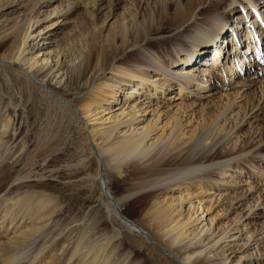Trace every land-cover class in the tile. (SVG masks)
Listing matches in <instances>:
<instances>
[{
    "label": "rangeland",
    "instance_id": "rangeland-1",
    "mask_svg": "<svg viewBox=\"0 0 264 264\" xmlns=\"http://www.w3.org/2000/svg\"><path fill=\"white\" fill-rule=\"evenodd\" d=\"M8 2L0 0V5L5 4L0 9V26L7 24L6 27H9L15 23L27 25L32 16L40 17L42 20L32 29L35 32L41 29V36L49 39L39 41L46 44L37 54L39 57L43 52L50 54L51 65L67 62L74 53H80L83 49L89 52L91 32L95 33L99 42L107 34L122 27L128 30L135 24L134 18L123 11L124 0H118L117 6L116 0ZM208 2L204 5H208ZM69 4L67 15L57 18L54 13L43 19L49 11L69 7ZM259 5L262 7L264 2ZM124 12L127 18H124ZM243 12L239 5L226 16L236 20ZM259 12L264 15L263 8ZM262 19L251 9L248 11L246 23L240 22L243 27L240 31L243 42L240 43L238 40L231 41L232 25H228V33H224L222 39L225 50L220 58V61L227 62L228 67L222 80L216 74L218 69L215 68L212 73L214 62L210 59L214 57L215 41L205 47L208 50L205 59L183 64L179 59L186 56L176 55L175 48L177 42L183 43L188 39L186 33H178L182 28H189L191 20L177 29L171 26L172 22L166 19L165 14L157 13L154 24H161L162 27L145 38V41L157 45V49L149 53L150 57L155 62H160L157 61L158 57L173 59L168 73L189 71L191 76H195V81L185 90L184 96H177H181V99L174 97L179 92L176 83L171 80L167 82L173 84L165 96L166 101L168 97L171 100L163 104L160 111L156 109L154 96L149 94L155 92L149 91L150 82L164 81L165 76L160 70L143 67L142 74L148 78L144 85L147 87L137 89L135 93V84L139 79L132 80L112 70L120 59L134 61L138 55L137 50L127 49V43L123 45L119 39L108 48V51L112 48L123 50L111 61L110 67L94 73L93 64L81 79L83 82H79L81 85L71 84L60 90L63 98L48 90L51 96L32 80H22L16 68L8 69V66L0 64V136H4L2 139L0 137V264L6 251L17 249L22 258L17 264H124L123 256L126 255H129L127 261L131 259L138 264H169L170 259L165 252L173 255L176 262V256L184 252L183 245L190 244L191 237L195 238L191 242L196 243V248H205L203 255L192 260L193 264H216L224 259L227 264H264V152L262 156L253 155L254 151L264 147V106L255 112L260 105H264V28L259 31L258 37L244 35L248 22L253 25L252 21L257 20L261 26L264 25ZM10 42L5 41L0 46V55L10 46ZM167 44L169 46L164 47ZM236 47L239 48L235 54ZM235 55L246 60L238 81H248L249 87L235 88L232 84L233 87L220 91L210 89V82L214 87L221 82L226 83V80L231 83L235 81L239 73H234L232 68V57ZM136 69L132 71L137 72ZM86 81L87 84H84ZM202 84L203 87L199 89L198 86ZM237 91L239 99L232 101ZM240 94L243 95L241 98ZM232 102L236 103L234 108L240 111V120L244 116L245 119L230 139H223L236 122L233 119L225 124V119L211 122L212 116H216L224 104ZM86 103L92 109L91 124L80 110ZM180 106L184 112L178 114L182 127L179 132L182 133L181 142H185L180 147L188 141L197 140L202 130L211 125L210 130L214 133H205L204 144L208 148L222 139L217 143L222 153L213 154L208 160L230 154L228 151L235 145L240 150L207 168L212 169L206 171L205 177L193 176L162 188L154 195L144 194L146 202L130 200L123 211L144 233L137 234L134 229L113 218L104 203L100 177L107 180L110 192L116 196L128 187L129 180L119 181L114 175L115 171L107 166L103 150L117 139L141 132V128L148 124H154V133H158L162 124ZM255 114L259 118H255ZM96 117L100 119H94ZM4 118L6 123L7 119H11L5 134L2 133L5 129ZM101 120H105V123ZM217 128L218 132L215 131ZM167 137L164 140L168 141L172 136ZM152 141L150 139L148 143ZM239 151H242L240 157ZM252 161L257 163L255 169L250 166ZM228 168L231 175L220 181V172ZM38 201H44L40 207L36 204ZM157 202H161L160 207H155ZM254 202V209L249 211ZM165 215H169L168 218ZM176 223L177 227L172 229ZM181 231H185L183 236L179 234ZM140 235H145L151 244L159 246L145 242ZM176 236L180 238L170 243L171 238ZM108 237L111 238L110 242ZM100 246H103L102 253L96 254L95 258V249ZM160 246L164 247L165 254Z\"/></svg>",
    "mask_w": 264,
    "mask_h": 264
},
{
    "label": "bare ground",
    "instance_id": "bare-ground-1",
    "mask_svg": "<svg viewBox=\"0 0 264 264\" xmlns=\"http://www.w3.org/2000/svg\"><path fill=\"white\" fill-rule=\"evenodd\" d=\"M207 1L208 0H176L172 2L171 0H168L167 2H159L157 0H124L123 11H127L129 15H131V17L134 18L133 19L135 23V24L133 23L134 27H128V30L122 27L120 30L113 31V33H111L110 35L107 34V36H105L99 42H98L99 39H97L95 33L91 32L90 40L88 43L89 52H85L83 49L80 53H74V55H72L71 58L67 60V62H61L60 64L56 62L54 65L50 64L51 62L50 54L43 52L42 57H39L37 54L40 53V51L44 48V44H46L44 41L42 43H40L39 41L42 39L43 40L49 39V37L41 36L43 33V32L41 33V29L38 30L37 32H35V30L32 29L35 24L37 25L39 21L42 20L40 19V17H37V15L36 17L32 16L28 20L27 25L25 24L26 26L20 25L19 23H15V25L13 26L11 25L9 27H6L7 24H2V27L0 26V30L2 29L5 30L3 32L0 31V46L3 45L5 41L11 40L12 42H10V46H8L7 44L8 48L0 55V64L8 66V69L16 68L17 70H19L18 72L20 73L21 77H23L22 80L25 79L32 80L47 93H49L50 91L51 93H54L55 95H59L61 96V98H63L61 92L63 91L62 88H67L68 85L71 84L81 85L79 82H81V79L86 76V73L90 70V67L93 66V64H95L92 67L94 73L95 72L99 73L100 71L107 69V67H110L112 63L111 61H113L123 50L116 48L113 50L112 48V50L108 51V48L114 45V43L117 42V39H119L121 40L123 45L124 44L126 45L127 43V49L130 48L131 51L137 50L138 55L137 57H135L134 61L130 59L127 60L124 58L120 59L118 65H113L112 70L113 72L119 73L122 76H127L132 80L139 79V81L136 82L135 84L137 85V88L134 91L135 93L137 92V89L147 87L144 86L145 84H147L148 78L145 76V74H142L144 70L143 67L160 70L162 71V75L165 76L164 81L158 83H156V81L150 82L149 91L154 90L155 92L149 94L150 96L151 95L154 96L153 97V100H155L154 104L157 106L156 109L158 108V111H160V109L163 107V104H165L166 102L168 103L169 100H171V97H168V101H166L167 97L165 96L167 92L170 90V88L173 87V84L167 82H170L171 80L174 83H176L179 92L174 97L177 99L178 98L181 99V96L180 97L177 96L178 95L184 96L185 90H187L190 87V84L193 83V81H195L194 79L195 76H191L190 74L192 73L189 71H185L183 73L174 72L175 74L168 73V69H170V65L173 63V59L168 60L165 57H163V59H161V57H158L157 61L160 60V62H155L152 59V57H150L149 53L151 52L152 49L154 50L157 49V45H153L152 42L145 41V38L147 36L150 37L155 31L160 30V28L162 27L161 24H154L155 16L157 13H161V15L165 14L166 19H169L168 21L172 22L171 26L176 27L177 29L182 25L184 26L185 23L191 20L189 24V28L187 29L182 28L181 31H179L178 33L179 35L186 33V38L188 39H186V41L183 43L177 42L175 48L176 55L181 54L182 56L184 54L186 56V58L179 59L183 61V64L194 62L199 58L205 59L208 53V50L205 47L207 46V44L215 41V47L213 49L214 57H212L210 60L214 62L212 63V73L214 72L213 70L215 68L218 69V71H216V74H218L220 78L223 77L228 67L226 65L227 62H223V60L220 61L221 54L223 50H225L223 49V45H222L223 34L225 33L227 35L228 33L227 30H229L228 25H232L231 32L233 33V36L231 37V41L236 42V40H238V42L240 43L241 41L243 42V39L241 38L242 32H240L241 28L243 27H241L240 22H242V24L244 22L246 23L245 20L248 17V11L250 9L252 10V12H256L257 17L258 16L259 18L263 17L262 22L264 21V15L262 16V14H260L259 12V10H261L262 8L264 11V5L262 7L261 5H259L261 2H264V0L263 1L262 0H228V1L209 0L208 5L205 6L204 3ZM11 2L12 0H9L8 3ZM118 3H119L118 0H116L115 5L117 6ZM234 3L236 5H234ZM238 4L242 7V9H244V12L242 15H238L236 17V20L234 19L230 20L229 17L226 15L229 14L231 11H233L237 6H239ZM4 5L5 4L0 5V9ZM68 6L69 7L66 8L60 7L58 10L53 9L52 11H49L46 14V16L43 17V19H47L54 13H56L57 18H60L63 15H67L68 12L70 11V4ZM124 14H125L124 18H127L126 12H124ZM109 15H111V9ZM140 17L143 19H140ZM55 21H58V19H55ZM229 22H234V23L231 24ZM252 22L253 25H250L249 22L246 24V32L244 33V35L247 37L250 35L258 37L260 34L259 31L264 28V25L261 26L258 25L259 23L257 20H254ZM155 25H159V26H155ZM227 27L228 29H226ZM50 42H48V44H50ZM172 43L174 44L175 41H173ZM84 44L85 43H83V46ZM168 46L169 45L167 44L164 47L167 48ZM238 48L239 47L235 48V54ZM235 56H236V61H234ZM235 56L232 57L233 60L232 68H234L233 69L235 71L234 73L239 72L238 75L234 78L235 81L231 83L229 82V80H226V83L221 82L220 84H218V86L216 84L214 87H211V82H210L208 84L210 89L214 91L224 88L226 89V87H230L232 86V84L234 87L236 86L238 88L239 86L249 87L248 81L240 80L241 83L238 81V79L242 77L243 70L241 67L246 60L244 59V57H238V55ZM125 57L127 56L125 55ZM82 64L83 66H81ZM203 64H208V63L203 62ZM122 65L128 67L126 68L123 67ZM255 65L256 64H254V67ZM248 66L250 67L251 65L248 64ZM135 68H137L136 69L138 70L137 72L132 71ZM219 69L221 73L219 72ZM209 73H211V68L209 69ZM203 74H205V71ZM157 79L161 80V78L160 79L156 78V80ZM17 80L21 81L20 79ZM84 84H87V81ZM201 87H203V84L201 86H198L199 89H201ZM131 92L133 93V91ZM51 93L49 94L52 96ZM238 93L239 91L235 92L233 98L231 99L232 101H235L238 98L237 96ZM112 95L114 96V91ZM242 96L240 94V98ZM162 98L164 99L162 100ZM234 104L236 105L235 102L224 104L217 113V115L212 116L214 118H212L211 122L213 121L215 122V120H219V119L222 120L225 119L224 124L229 120L231 121L232 119L234 120V122H236L234 126L231 127V130L226 133L223 139L225 138L230 139L231 135L234 132L236 133V130L240 128L241 122H243V120L245 119L244 116V118L240 120L241 118L239 117L240 111L234 108L235 106ZM182 106H180V109L176 108V111L171 115L172 117H169L165 121V123L162 124L163 126H161L160 131H158V133L160 132L159 135H157L158 133H154L156 126L154 124L147 123L148 125H145L144 127L141 128L142 129L141 132L117 139L111 142L110 145L103 150L107 166L115 171L114 175L117 176L119 181L126 182V180H129L128 187L120 195L116 196L110 192L107 180H104V177H100V179H102L100 183H101V191H102L104 203L108 207L113 218L118 219L121 222V224L130 228L131 230L134 229L133 231L136 232L137 234H139V232L142 234L144 233L140 229V227L136 225V223H134V221L128 219L125 216L123 211L124 208L130 204L129 203L130 200H134L140 203L146 202L144 198L145 196L144 194H146V196L154 195L158 190L162 188H166L175 182H181L182 180L190 179V177L193 176L197 177L198 175L201 178L205 177L204 174L206 173V171H211L212 169L211 168L206 170L207 168H210L212 165L220 163L221 159L225 157H229L237 153L238 150H240L239 148H236L235 145L234 147H232V150L228 151L230 154L208 160V158L211 155L216 153L217 154L222 153V151L217 147L218 145L217 143H220L219 141H221L222 139L221 140L218 139L219 141L214 142L208 148H206L207 146L204 144V139L206 137L205 133L212 132V130H210L211 125L210 127L208 126V128L206 126L207 129L204 128V130H202V132L199 134L202 136L198 135L199 137L197 136V140L191 141V143H189L190 141H188L187 144L189 145L186 144L187 146L184 145L183 147H180L182 144H185V142L182 143L180 139V135L182 133L179 132V129L182 127L180 121L178 120L179 112L182 111L184 112V110H182L184 109L182 108ZM263 106L264 105L262 106L260 105L255 110V112L260 109H263ZM80 110L83 113V115L85 114L87 116V120L90 121L91 124L93 118H92V109L90 108L89 103H86V105L83 106V108H81ZM251 116L252 114H250V117ZM254 117L259 118L258 114H255ZM94 119H100V118L96 117ZM3 120L5 123L4 125L5 129L2 133L5 134L7 133V129L8 126L10 125L9 123L11 119H7V123L5 118ZM101 121L102 123H105L104 122L105 120L104 121L101 120ZM100 125L102 124L100 123ZM218 130L219 129L217 128V130L215 131L218 132ZM232 130L234 131L231 132ZM153 133H154V137H153ZM170 135L172 136L170 140L168 139H167L168 141L164 140L165 136H168L167 138H169ZM0 137L2 139L4 136H0ZM150 139H153V141L151 143H148V140ZM236 143L237 140L235 141V144ZM216 147L217 149L214 150ZM241 152L242 151H239L240 155L238 157L242 156ZM262 152H264L263 146L257 149L256 152L254 151L253 153L255 154L253 155L262 156L263 155ZM250 157L252 156H248L247 158ZM247 158H243V159H247ZM229 160H231V158ZM256 164H257L256 162L254 163L252 161L250 165L251 168L255 169L257 167ZM218 170L219 168L217 169V172H219ZM229 170L230 169L228 168L226 169V171L220 172V174L222 175L220 181H223V178L226 177L228 174L231 175V173H229ZM43 202L44 201H38L36 202V204L38 205V207H40ZM160 203L161 202H157L155 207H160ZM254 207H255V202L250 206L249 211H252ZM167 216L165 215L166 218H168ZM178 222L179 221H177V223ZM177 223L175 225L172 224L173 225V227L171 226L172 229H175ZM262 228H264V225L262 226ZM185 231L184 232L181 231V233L179 234L183 236L185 234ZM145 235L144 236L140 235V236H142L145 242H150L147 240V237ZM179 238L176 236L174 238H171L169 242L170 243L175 242V240ZM194 239H195L194 237L193 238L191 237V239L189 240L190 244L185 243L183 245V247H185L184 252L181 249H179V252L182 251V253L180 252L181 255L176 256L175 259L176 262L173 260L174 256L168 255V253L163 250L164 247L160 246L161 252L164 251L167 254L168 258L170 259L169 264H193L194 261L192 260L194 258H195L194 260H196L197 257H199L205 251L204 250L205 248L199 249L198 247L197 248L195 247L196 243L193 244L191 242ZM108 241L110 242L111 238L108 237ZM149 244H151V242ZM153 245L157 246L158 244H153ZM102 249L103 246H100L97 249H95L96 252L94 255L95 258L97 257L96 254H99L100 252L102 253ZM165 250L167 251L166 247ZM18 253H19L18 249L14 251H8V252L6 251V253H4L1 257L2 259L1 263L2 264L19 263L20 259L22 258H20L21 255L19 256ZM157 254L161 257L160 253ZM128 256L129 255L123 256L125 257L124 264H138L136 262H133L131 259L127 261ZM153 261L154 260H152L151 262ZM147 263L149 264V262ZM156 264H159V262H157ZM216 264H227V260L224 259Z\"/></svg>",
    "mask_w": 264,
    "mask_h": 264
}]
</instances>
